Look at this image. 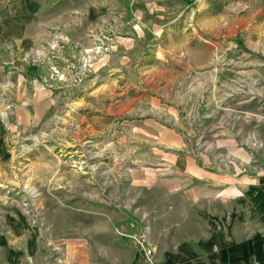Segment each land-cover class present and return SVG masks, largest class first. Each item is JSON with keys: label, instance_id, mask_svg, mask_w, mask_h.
Returning a JSON list of instances; mask_svg holds the SVG:
<instances>
[{"label": "rangeland", "instance_id": "rangeland-1", "mask_svg": "<svg viewBox=\"0 0 264 264\" xmlns=\"http://www.w3.org/2000/svg\"><path fill=\"white\" fill-rule=\"evenodd\" d=\"M100 3L105 13L94 19L87 4L65 8L62 23L75 45L49 52L65 75L47 86L51 100L40 123L14 128L15 141L9 143L14 162L0 173V213L22 222L16 226L19 238L9 237L10 244L21 248L33 230L45 264H65L64 237L56 228L67 224L78 229L82 221L90 232L96 216L91 224L97 236L110 230L125 239L115 229L128 219L157 244L153 236L160 224L190 228L200 206L187 203V197H210L217 207L219 190L191 195L169 188L184 179L154 175L157 158L141 131L146 117L174 128L178 150L189 151L201 164L205 153L215 151V162L232 168L233 157L215 145L224 129L227 137L238 131L247 145L252 139V146L264 147L255 134L243 135L251 133L246 114L264 109V0H209L208 5L205 0H132L134 7L163 8L155 18L147 15L164 24L151 30L125 16V0ZM71 65L82 78L68 71Z\"/></svg>", "mask_w": 264, "mask_h": 264}, {"label": "crops", "instance_id": "crops-1", "mask_svg": "<svg viewBox=\"0 0 264 264\" xmlns=\"http://www.w3.org/2000/svg\"><path fill=\"white\" fill-rule=\"evenodd\" d=\"M59 1L0 0V42H13L17 47V56H20L26 51L23 50L26 45L36 49L33 46L42 42L38 48H46L55 32L60 33L57 35L69 36L65 32V24L62 23L67 6L78 7L80 4H87V15L91 19L105 13L104 7H99L102 6V0ZM125 1V16L133 15L145 30L160 29L164 26L163 23L157 24L147 18V15H154L155 18L162 7H155V4L149 8L144 5L134 7L131 5L132 0ZM208 2L209 0H205L206 5ZM129 17L125 18V27L129 23ZM70 41L75 45L73 39L70 38ZM119 42L118 39L117 46ZM184 45V49H189L187 42ZM0 54L7 56L4 51ZM51 63L48 52L42 64L21 65L20 69L11 74H0L2 81H10L13 91L12 96L7 98L12 105V123L5 124L0 118V173L6 164L11 165L14 162V150L10 149L12 144L9 143L15 141L16 134L13 130L16 125V128L22 130L38 125L49 108L51 91L47 84L32 85V81L34 78L47 79ZM16 65L20 66V63L16 62ZM152 102L153 110H156V102ZM175 114L174 124L177 123V113ZM246 116L249 117L251 133L244 132L243 135H250V138L255 134L264 143V109L261 112H248ZM170 118L172 120V117ZM142 124L145 126V129H141L143 138L146 142H152L147 147L154 150L153 156L157 158L153 164L156 165L154 175L167 174L171 178L184 179L182 183L172 181L169 188L188 191L191 195L197 191L205 195L206 192L209 194L210 191L219 190L217 207L211 204L210 197H187V203L200 206L191 217L190 228L184 229L182 225L156 226L158 230L154 231L153 238L157 244H154L156 248L152 261H146L139 247L127 237L122 239L114 236L110 230H100L101 235L97 236L99 230L91 224H94L96 216L90 219V232L85 230L88 224L82 221H77L78 229L73 224H67L63 229L58 227L57 235L64 237L65 264H264V162H257L264 158V147L261 150L252 146V139L247 145V139L238 131L227 137V130L224 129V137L216 139L215 145L224 148L225 152L233 157L232 168L226 170L224 164L221 166L215 162V151H208L203 155L206 164L199 163L197 157L187 150L179 151L175 129L166 128L155 116L146 117ZM167 147H174L177 151L165 150ZM212 162L214 163L211 165ZM197 179L202 181L194 183ZM51 202L52 200H49V203ZM168 218L171 222L174 221L173 214ZM16 221V216L12 213L5 212L2 215L1 211L0 226L4 229L0 231V252L3 254L0 264H45L33 230L27 234L28 238L21 248L11 246L9 237L20 236L16 226H20L22 222ZM176 221L181 222L180 217ZM129 222L128 219L125 220V229L139 228L137 224L130 227ZM99 237L104 238L100 239V244Z\"/></svg>", "mask_w": 264, "mask_h": 264}, {"label": "built area", "instance_id": "built-area-1", "mask_svg": "<svg viewBox=\"0 0 264 264\" xmlns=\"http://www.w3.org/2000/svg\"><path fill=\"white\" fill-rule=\"evenodd\" d=\"M60 33L55 32V36H53L52 41L49 42L46 48H30L26 51H23L20 56H17V47L15 44L9 40L0 42V52L4 51L7 55V58L3 57L0 54V70L6 74L13 73L16 69H20L21 65L23 66H31V65H39L42 64L45 58V55L50 51H57L62 50L64 47H67L69 44H71V41L68 37L57 35ZM16 62L20 63V66L16 65ZM84 64L83 66H85ZM68 71L73 73L74 77L82 78V73L78 71L77 69H74L73 65L68 66ZM50 74L47 79L43 78H34L32 81V85L38 84V83H44L48 85H51V81L54 78H61L65 75V67H59L56 63H51L49 65ZM1 74V72H0ZM12 89L10 85V81L5 80L2 81L0 79V118L5 123H12L11 122V108L12 105L9 104L7 98L11 95L12 96ZM4 106L5 108H1ZM29 194L31 195V206L36 204V197L37 192L35 190L32 192L29 191ZM29 202V201H28ZM24 202V204L28 203ZM130 227L135 226V221L129 222ZM116 234L121 237H127L130 240H132L137 247H139L140 251L144 255V258L147 260H150L151 257L154 254V244L150 241L149 235L146 231H143L141 229H130L127 230L123 226H118L115 229Z\"/></svg>", "mask_w": 264, "mask_h": 264}]
</instances>
